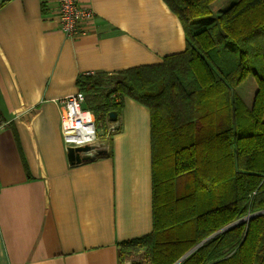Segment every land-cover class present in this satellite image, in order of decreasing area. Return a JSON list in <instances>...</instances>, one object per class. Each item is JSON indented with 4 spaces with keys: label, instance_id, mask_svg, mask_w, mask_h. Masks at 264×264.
<instances>
[{
    "label": "crops",
    "instance_id": "1",
    "mask_svg": "<svg viewBox=\"0 0 264 264\" xmlns=\"http://www.w3.org/2000/svg\"><path fill=\"white\" fill-rule=\"evenodd\" d=\"M239 0H215V17ZM95 12L75 39L56 0H0V264H118L119 242L154 230L151 112L125 98L116 134L70 165L60 101L82 74L162 63L186 49L164 0H83ZM258 86L237 88L252 107Z\"/></svg>",
    "mask_w": 264,
    "mask_h": 264
},
{
    "label": "trees",
    "instance_id": "2",
    "mask_svg": "<svg viewBox=\"0 0 264 264\" xmlns=\"http://www.w3.org/2000/svg\"><path fill=\"white\" fill-rule=\"evenodd\" d=\"M164 1L184 28L183 52L76 81L104 135L125 98L151 112L154 230L119 242L118 264H177L197 247L180 264H264V0L208 20L215 0ZM248 77L252 107L237 92Z\"/></svg>",
    "mask_w": 264,
    "mask_h": 264
},
{
    "label": "built area",
    "instance_id": "3",
    "mask_svg": "<svg viewBox=\"0 0 264 264\" xmlns=\"http://www.w3.org/2000/svg\"><path fill=\"white\" fill-rule=\"evenodd\" d=\"M58 3V26L60 30L69 38L75 39L89 32V26L95 18L94 10L85 5L83 0H56ZM84 93L78 90L60 101L61 131L66 139L68 148L85 145H93L98 142V132L96 128V118L92 111L84 109ZM108 135L117 133L118 122H110ZM87 125L90 127L92 138L73 136L71 130ZM130 264V261L127 262Z\"/></svg>",
    "mask_w": 264,
    "mask_h": 264
},
{
    "label": "water",
    "instance_id": "4",
    "mask_svg": "<svg viewBox=\"0 0 264 264\" xmlns=\"http://www.w3.org/2000/svg\"><path fill=\"white\" fill-rule=\"evenodd\" d=\"M109 117H110L111 122H115L116 119H117V114L115 112H113V113L110 114ZM102 153H103V151L99 149V146L97 144L85 145V146H79V147H69L68 148V160H69L70 165L74 166V165L81 164L83 162L91 161V160H93L94 158H96L98 155H100ZM255 215H257V214L250 215V216H248L247 218H245L243 220L235 222L234 224L222 229L219 232L222 233V232L234 227L238 223H240L242 221H245V220H247V219H249V218H251V217H253ZM215 235L211 236V238L214 237ZM197 248H195L191 252H189L177 264H180L187 256H189L191 253H193Z\"/></svg>",
    "mask_w": 264,
    "mask_h": 264
},
{
    "label": "bare ground",
    "instance_id": "5",
    "mask_svg": "<svg viewBox=\"0 0 264 264\" xmlns=\"http://www.w3.org/2000/svg\"><path fill=\"white\" fill-rule=\"evenodd\" d=\"M75 129H79V131L77 130H71L72 133H76L75 135L73 136H79V133H80V136L83 137L85 135V137L88 139V138H92V135L90 134V127L87 126V125H84V126H81L80 128H75Z\"/></svg>",
    "mask_w": 264,
    "mask_h": 264
},
{
    "label": "rangeland",
    "instance_id": "6",
    "mask_svg": "<svg viewBox=\"0 0 264 264\" xmlns=\"http://www.w3.org/2000/svg\"><path fill=\"white\" fill-rule=\"evenodd\" d=\"M209 18H211L210 16H207V17H205V18H203V19H199V20H208ZM199 22H201V21H199ZM111 124V123H110ZM110 124L108 125V127L110 126ZM104 129V127H99L98 128V136H99V134L101 133V131Z\"/></svg>",
    "mask_w": 264,
    "mask_h": 264
}]
</instances>
